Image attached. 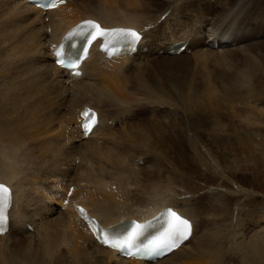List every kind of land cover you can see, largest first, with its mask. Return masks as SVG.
Segmentation results:
<instances>
[{
  "label": "bare ground",
  "instance_id": "6f19581e",
  "mask_svg": "<svg viewBox=\"0 0 264 264\" xmlns=\"http://www.w3.org/2000/svg\"><path fill=\"white\" fill-rule=\"evenodd\" d=\"M181 1L170 0L166 8L152 14L154 5L142 0H65L45 11L23 0H0V184L10 190L9 226L0 240L26 234L36 246L33 252L15 255L21 261L7 257L4 264H198L196 256H204V260L198 257L202 260L199 264L206 256L209 264H232L237 249L249 253L243 252L239 264H264V237L247 241L233 228H226L229 221L225 217L231 213L227 195L238 190L226 188L216 199L215 189L193 190L185 180L188 174L178 173L172 164L171 169L166 168L160 161L159 150L163 149L159 144L168 140L166 129L180 131L184 127L198 154L207 118L195 116L189 121L154 116L148 123L152 117H140L143 107L151 104L135 97L139 92L161 107L167 104L164 95L170 87L154 81L152 66L170 76V72L203 62L209 51L224 52L225 56L228 49L237 50L249 61L255 54L248 47L259 45L264 50L263 39L251 44L253 38H264V30L256 23L261 14L259 3L254 4L257 8L243 10L240 4L247 0L226 5L222 0H193V4L185 0V5ZM221 8L226 15L219 18L216 15ZM202 9L205 13L201 15ZM213 16L218 19L212 21ZM88 20L106 29H137L141 39L132 55L109 59L94 45L79 63L80 74L71 76L53 64L51 44ZM251 22L257 24L254 30ZM184 41H188L191 58L184 52L167 53L171 44ZM84 106L98 112L97 125L85 136L78 117ZM235 114L239 125L255 123V117L242 110ZM213 116H209L213 121L208 134L224 133L229 123ZM42 138L52 141L45 146L32 143ZM144 150L150 153H146L150 161L137 154ZM58 179L67 182L63 190L55 187ZM173 179L179 182V194ZM78 205L107 225L131 218L144 220L169 206L189 220L191 231L186 241L154 263L124 259L96 243L78 216ZM263 230L264 215L251 221L244 232Z\"/></svg>",
  "mask_w": 264,
  "mask_h": 264
},
{
  "label": "rangeland",
  "instance_id": "374dc122",
  "mask_svg": "<svg viewBox=\"0 0 264 264\" xmlns=\"http://www.w3.org/2000/svg\"><path fill=\"white\" fill-rule=\"evenodd\" d=\"M142 1L154 5L152 6L153 8H150L152 14H156L159 13L161 9L163 10L166 8L170 0ZM229 1L235 4L237 0H222V3L225 2L224 4L226 5ZM183 2L185 5V0ZM248 2L249 0L240 4L243 10H246L248 7L253 9L256 3H259V6L257 7H259L258 11L261 14L258 17L256 16V23L260 24V27H262L261 29L264 30V22L263 26L261 25L262 20H264V0H254L253 3ZM193 3L194 1L191 0V4ZM202 6H204V4H202ZM222 10L223 9L221 8V10L217 11L216 16L219 17L220 15L219 18L226 15V12ZM204 13L205 12L202 9L201 15ZM216 16H213L210 19H212V21L218 19ZM252 16L250 17L251 20L253 19ZM164 17V14L160 15V19H163ZM230 17L232 20L233 16ZM256 25H253L251 22L250 27L254 30ZM175 34H179V31ZM261 37L262 36L251 39V44L261 43L262 39L264 42V38ZM251 48L254 53L250 51ZM208 49L212 50L211 47ZM248 49L253 53L252 55L255 54L254 57L249 59V61H244L243 58H241V54L234 49H231L234 51L228 49L229 52H227L225 56H223L225 54L224 52L217 53L209 51L211 54H208V57H206V60H203V62L202 60L196 61L193 65L188 66V68H181V72H170V76L166 71L160 73V71H156L155 67L152 66L153 75L155 74L153 76L154 81L157 83H167L170 87L169 90H167V94L164 95L167 104L164 107H161L159 103L151 101L153 98H145L140 92L135 97L140 98L143 104L152 105L153 109L148 107L151 105H145L143 107L145 111H142L140 114V117H152L147 120L148 123L154 121V116H160L161 118L176 116L180 117L181 120L188 119L189 121L192 118H197L195 116H203L207 118L206 124L204 128H202L200 143L197 144L198 154H195L193 147L190 146L188 138L183 131L184 127H180V131L165 130L168 140L159 144L160 148L163 149L159 150L160 154L162 153V155H160L161 159H159L162 165L166 168L171 169L170 164H172L174 168L178 169V173L188 174L185 176V180L191 184L190 187L192 186L193 190L198 191L199 188L202 190L210 188L215 189L213 190V197L216 199L223 196L224 193L222 190H238L239 192L232 191L230 194L228 192L227 195V197L230 198L228 211L231 213H229L228 217H225V220L229 221L226 222V228H233L232 230L240 233L239 235L244 236L246 240L248 239L251 241L250 239L253 240L254 236L259 238L264 237V230L263 232L254 231L255 233L244 232L251 221H254L257 216L259 219L264 215V50L262 49L263 51H261L259 45L248 47ZM191 52L190 49H188L184 54L191 58ZM190 61H192V59H190ZM151 64L152 63H150V65ZM225 64L228 65V67H226ZM130 66L133 67L134 65L131 64ZM241 72L244 76L241 75ZM218 73H222V75H218ZM157 77L160 80H158ZM236 109L240 112L242 110L245 114L247 113V115L255 117V123L239 125L240 123L235 114L237 111ZM211 111L213 114H211ZM134 112L137 113V109H135ZM209 116H213L217 119H224L229 123V127H227V130L224 133L220 134L219 132L217 135L208 134V125L213 121ZM252 120L254 119L252 118ZM183 122H181V124ZM95 135L97 136L99 134ZM51 141L52 139L42 138L39 143L37 141L32 143L36 146L37 144L45 146ZM175 150H177V152ZM146 153L150 154L146 150H144L143 153L137 152V154H141L143 158L150 161L149 159L151 157ZM214 160L215 165L213 163ZM137 162L139 164L142 163L141 160ZM54 181L57 182L55 187H58L59 189L61 188L62 190L63 186L67 183L64 180L59 179ZM166 183L167 182L165 181L164 184ZM172 183L176 186V192L179 194V182L176 179H173ZM188 189L189 188H186L185 190ZM26 237L28 236L24 234L13 236V239L6 238L0 240V247H2L0 248V264H4L5 260L3 259L7 257L10 260L21 261V258L18 259V257L24 254L25 251L33 252L35 250L36 246L34 241L30 237L27 239ZM29 246L30 248L28 249L27 247ZM243 252L249 254L247 250H235L233 255L234 263L232 264H239L238 259L244 254ZM15 255L19 256L17 257ZM198 257L204 260V256L195 257V261L199 264L202 260L198 261ZM207 258L209 257L206 256L205 261L209 264L210 258L209 260ZM205 261H203V264H206L204 263Z\"/></svg>",
  "mask_w": 264,
  "mask_h": 264
},
{
  "label": "snow or ice",
  "instance_id": "6c2138e0",
  "mask_svg": "<svg viewBox=\"0 0 264 264\" xmlns=\"http://www.w3.org/2000/svg\"><path fill=\"white\" fill-rule=\"evenodd\" d=\"M62 2V0H61ZM47 7H55L56 0H50V3L46 5ZM86 26V27H85ZM80 29L79 32L73 31L68 34L66 39L71 38L75 35L83 36L87 32L90 37L87 40V43L91 44L93 40L97 37H103L105 40L104 48L109 55L114 54L115 43L120 42L121 40L135 42L140 39V36L137 32L131 29H106L101 27V25L94 21L88 20L82 22L81 26H78ZM111 46V47H110ZM75 47V45H73ZM84 54H87V48L83 49ZM57 63L62 67L70 68L73 70L78 69L79 61L81 59L80 55H75L74 58L71 56L66 57L62 48L57 51ZM79 74V72H75ZM91 110H85L82 115L89 117ZM83 127L86 130L90 131L91 124L86 122ZM10 200V190L4 185L0 184V225H2L6 219L4 215V209L8 205ZM170 219L165 230L160 233L156 238H154L149 244L144 245L143 247L149 251H155L158 248L168 247L172 248L177 246L176 240L186 238L189 231L190 225L189 222L176 214L175 212L169 213ZM144 225L139 223H134L130 228L126 229L124 232L112 236L110 238H105L104 243L109 244L112 248L126 251L127 255H135L141 251V246L137 244L139 238L143 235ZM2 230V228H0Z\"/></svg>",
  "mask_w": 264,
  "mask_h": 264
}]
</instances>
